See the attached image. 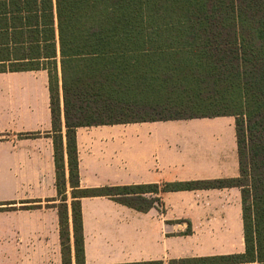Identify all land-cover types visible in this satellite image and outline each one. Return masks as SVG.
I'll use <instances>...</instances> for the list:
<instances>
[{
    "label": "trees",
    "instance_id": "obj_1",
    "mask_svg": "<svg viewBox=\"0 0 264 264\" xmlns=\"http://www.w3.org/2000/svg\"><path fill=\"white\" fill-rule=\"evenodd\" d=\"M29 1L26 20L18 10L12 39L28 43L31 60L2 64L0 71L45 67L50 72L56 184L61 200L54 206L59 212L63 264H73V259L62 115L75 264H87L82 197L105 195L148 211L162 204V191L231 186L242 191L246 250L198 261L264 264V0ZM220 115L235 117L239 176L81 186L79 126Z\"/></svg>",
    "mask_w": 264,
    "mask_h": 264
},
{
    "label": "crops",
    "instance_id": "obj_2",
    "mask_svg": "<svg viewBox=\"0 0 264 264\" xmlns=\"http://www.w3.org/2000/svg\"><path fill=\"white\" fill-rule=\"evenodd\" d=\"M29 4L0 0V65L31 60L28 43L12 39L18 10L26 20ZM58 75L62 86L59 57ZM61 98L63 105L62 87ZM62 119L75 264L63 115ZM29 132L39 135L26 136ZM77 144L83 187L240 174L232 115L83 125L77 128ZM56 182L48 68L0 71V207L15 206L0 210V264H63ZM159 196L162 204L148 211L105 195L82 197L86 263L180 264L186 259L183 264H204L198 258L245 252L240 187L168 190ZM30 204L37 206L21 207Z\"/></svg>",
    "mask_w": 264,
    "mask_h": 264
},
{
    "label": "rangeland",
    "instance_id": "obj_3",
    "mask_svg": "<svg viewBox=\"0 0 264 264\" xmlns=\"http://www.w3.org/2000/svg\"><path fill=\"white\" fill-rule=\"evenodd\" d=\"M202 128H203V129H206V128H207V125H202Z\"/></svg>",
    "mask_w": 264,
    "mask_h": 264
}]
</instances>
